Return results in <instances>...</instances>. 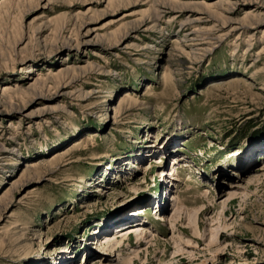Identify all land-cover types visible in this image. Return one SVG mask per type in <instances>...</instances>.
I'll return each instance as SVG.
<instances>
[{
  "label": "rangeland",
  "instance_id": "rangeland-1",
  "mask_svg": "<svg viewBox=\"0 0 264 264\" xmlns=\"http://www.w3.org/2000/svg\"><path fill=\"white\" fill-rule=\"evenodd\" d=\"M0 264H264V0H0Z\"/></svg>",
  "mask_w": 264,
  "mask_h": 264
},
{
  "label": "bare ground",
  "instance_id": "bare-ground-1",
  "mask_svg": "<svg viewBox=\"0 0 264 264\" xmlns=\"http://www.w3.org/2000/svg\"><path fill=\"white\" fill-rule=\"evenodd\" d=\"M164 147H166V146H164ZM239 152V151H238ZM162 161H160V160H158V159H156L155 160V163H161ZM174 169H176L177 170V166L176 167H174V168H172V170H170L169 171V173H168V175L167 176H169V177H172V178H174L175 176H177V174L178 173H176V175H175V171H174ZM166 190L168 189V187L167 188H165ZM181 196H184V194L183 195H180V197ZM155 203H157V204H159V209L161 208V206H162V202L161 201H158V200H156L155 201ZM139 210V209H138ZM162 210V209H161ZM137 212V210H134V211H132V213L133 214H130V215H128L127 217V219H130V217H133L134 216V213H136ZM139 213V212H138ZM137 213V214H138ZM164 213V212H163ZM162 213V214H163ZM137 214L135 215V218L137 217ZM162 214H160V215H158L159 217L157 218V219H161L162 221H164V219H163V216H162ZM126 219V218H125ZM144 220V219H143ZM137 221H139L138 219L137 220H135L134 222H136L137 223ZM142 223H144V221L142 222ZM144 226L142 225H140V226H135V227H133V228H131V229H129V230H132V231H130V232H128V230H126V231H122V232H120V234H119V237H121V238H124V237H126L127 235H131V234H137V233H140L137 237H140V236H142V232L143 231H146L147 232V230L145 229V228H143ZM109 241L111 242V239H109ZM66 259H71V258H66ZM65 261V260H64Z\"/></svg>",
  "mask_w": 264,
  "mask_h": 264
}]
</instances>
